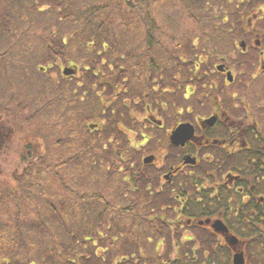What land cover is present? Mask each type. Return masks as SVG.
I'll return each instance as SVG.
<instances>
[{
	"label": "rangeland",
	"instance_id": "obj_1",
	"mask_svg": "<svg viewBox=\"0 0 264 264\" xmlns=\"http://www.w3.org/2000/svg\"><path fill=\"white\" fill-rule=\"evenodd\" d=\"M114 1L119 5L118 7L124 8L123 13L127 14L123 16L125 23L130 18L131 8L128 7L126 0ZM246 1L252 3L253 14L242 13L244 2L239 4L236 0H142V2L132 0L134 12H131L146 21L145 25L152 34L151 37L156 41L148 47L149 49L139 45L131 48L124 37L115 31L109 38L115 46L108 45L103 51H98L101 49L100 45L91 47L86 41L70 38L67 40L66 55L60 56L52 52L56 57L52 59L51 56L48 61H45L44 39L52 38L54 46L58 48L56 41L60 36L65 32L70 33L72 27L81 25L80 21H74L75 17H70L65 22L57 21L58 15L55 12L62 10L76 12L102 0L0 2V9L8 5L14 16L10 21L11 32L0 37V51L8 47L12 55L7 56L10 60H6L8 63L0 62V101L8 102L11 107L27 104L23 110L18 108V121L24 116L29 117V135L32 136V140L35 138L31 131L35 133L34 135H39L36 133L37 130L39 128L43 130L41 127L45 125L48 151L52 149L49 152L51 156L45 154L40 164L35 158H28L30 160L28 182L20 185L19 181H15L14 176L13 182L11 181L16 185L14 187L7 186V182L11 180L10 169L14 167L15 156L0 159L2 161L0 162V197L4 198L0 201V264H59L64 260L72 261L73 264H120L122 258L129 259V264H135L134 259L137 257L133 246L136 220L132 218L135 211L129 206L131 193L123 195L124 191L116 175L109 184L103 177L102 179L95 177V174L93 178L87 175L80 179L81 173L89 170L90 166L92 172H97L98 176V172L101 173L100 177L103 174L107 175L104 172L105 164L109 166V170L111 162L103 158L101 164L98 156L82 155L81 158L77 157L62 166L61 161L69 155L68 144L65 141L61 142L58 147H64L66 151L59 152L58 147L57 149L52 147L54 146L52 140L58 136L64 138L69 135L70 128L75 133L76 130L83 128L87 121L96 123L100 121L96 118L105 119L106 116L102 113L100 105H136L134 104L136 101L141 105L142 111L144 104L152 105L154 108L153 104L156 101L159 103L167 98L172 105L183 106L186 101L181 97L182 87L176 88L182 85L179 77L181 74L185 77L192 76L191 65L203 46L204 54L214 46L215 55L230 57L238 52L231 39L236 34H240V29L231 27V23L239 26L243 21L252 22V15L257 14L255 10L262 2ZM32 3L36 4V11H27ZM135 9L138 11L135 12ZM222 15L225 16L223 20L220 19ZM257 21L264 23V17ZM229 27L232 29L230 35L226 32V28ZM50 30L54 34L49 33ZM209 34H212L213 38L211 44L204 45ZM43 35L45 38L42 40L39 36ZM107 36L108 34L105 37ZM224 39L229 42L223 44ZM126 44L133 52L128 58L127 51H121L122 47L126 48ZM112 51H117V55L121 54V57L119 56L118 60L111 59ZM97 52L102 53L100 56L106 58L103 61L105 65L98 64L100 56L96 55ZM146 54L153 59L151 64L157 62L155 69L151 68ZM200 58L206 60L205 65H210L207 56L203 55ZM211 61L213 62V59ZM182 62L184 65L181 71L175 73V66ZM71 64L76 65L77 75L73 78H64L62 69ZM92 66L101 71L96 73L97 70H92ZM117 67L122 68L120 73L119 70L116 73ZM162 70L166 72L162 74ZM151 72L153 75L150 78ZM255 79L247 84L248 88L260 87L261 79ZM164 89L168 91L164 92ZM190 101L193 102L192 99ZM127 111H124L125 115ZM141 111L140 114L134 113L139 119L148 116V111L145 113ZM172 112L174 114L175 111ZM103 124L107 133L108 126L105 121ZM85 129L87 130V126L84 127ZM93 132L97 133L96 130ZM39 133L41 134L40 131ZM64 133L67 135L63 136ZM18 135L19 131L14 132L13 138L18 139ZM129 135L132 137L133 133ZM47 163L50 167L44 169ZM52 171L55 172L51 173ZM104 187H108L109 202L114 201L117 211L114 209L108 217H104L105 224L97 228L96 215L104 206L101 202L93 204V216L87 204L91 205L92 201L89 197L91 192L93 191L94 195L102 193ZM2 192L4 195H1ZM65 201L69 204L62 209L61 206ZM47 202L55 204L56 217L52 208L45 205ZM121 208L128 209L120 213ZM18 212L24 216L18 218L16 216ZM117 219L119 220L117 228H120V231H116L115 228ZM63 224H66V229ZM92 238L95 240H91ZM102 258H104L103 262ZM136 262L143 263V261Z\"/></svg>",
	"mask_w": 264,
	"mask_h": 264
},
{
	"label": "flooded vegetation",
	"instance_id": "obj_2",
	"mask_svg": "<svg viewBox=\"0 0 264 264\" xmlns=\"http://www.w3.org/2000/svg\"><path fill=\"white\" fill-rule=\"evenodd\" d=\"M236 1L244 2L242 13L253 14L251 2ZM257 1L262 2L252 22L243 21L239 26L231 23V27L240 29L241 35L231 39L237 53L230 57L215 55L214 46L204 54L203 46L196 60L192 59V76L183 80V106L172 105L170 99L164 98L156 101L154 108L144 104L142 111L149 114L139 119L134 113L140 114L142 107L136 101V105H100L105 119L87 121L75 133L70 128V134L63 135L68 137L67 158L98 156L101 164L103 158L111 162L109 170L108 165L103 167L107 175L100 177L98 172V176L90 166L86 170L88 177L95 174L109 184L116 175L123 195L131 193L129 205L136 215L135 264H232L233 256L239 252L243 254V264H253L252 220L264 218V23L257 21L264 17V0ZM231 27L226 28L228 35ZM211 35L204 45L210 46ZM224 41L223 44L229 42ZM9 55L12 56L8 47L0 51V62L8 63ZM203 55L209 66L200 58ZM68 66L76 69V65ZM76 75L77 72L63 77ZM152 75L153 72L150 78ZM255 78L261 79L260 87L248 88ZM26 105L11 107L0 101V159L16 157L7 182L10 187L16 186L11 183L14 179L20 185L28 182V158L40 164L52 150L48 151L46 144L45 125L43 130H37L39 135L31 131L35 138L32 140L29 117L18 121V108L23 110ZM180 124H186L189 136L175 143L171 135ZM18 131V139L13 138ZM61 139H53L52 147L57 149ZM60 150L66 151L64 147ZM107 188L95 195L91 190L92 202L87 208L93 216V204L97 202L112 208L101 218L117 211L114 201L109 202ZM16 216L24 215L18 212ZM216 221L222 222L226 230H216Z\"/></svg>",
	"mask_w": 264,
	"mask_h": 264
},
{
	"label": "trees",
	"instance_id": "obj_3",
	"mask_svg": "<svg viewBox=\"0 0 264 264\" xmlns=\"http://www.w3.org/2000/svg\"><path fill=\"white\" fill-rule=\"evenodd\" d=\"M6 1H9V0H0V2H3V3H5ZM14 1H16V0H14ZM126 1L128 3V7L131 8V11H133L134 5L132 4L133 3L132 0H129V1L126 0ZM140 1L142 2V0H139V2ZM4 5H7V4H4ZM35 6H36V4L32 3L27 8V11H30V12L36 11ZM118 6L119 5H117L114 0H102V2H95L94 5L93 4L91 5V7H89V8L85 7V8H82V9L76 11V12H63V10L62 11H56L55 13H57V15H58L57 21L58 20H64V22H65L66 19H70V17L71 18L75 17L74 21H80L81 25L74 26V28L72 27V30H70V33H66V32L63 33V35L60 36V39H58L56 41V45H58V48H56L54 46V40L52 38L46 39L45 35H43L42 37L39 36L40 38H42V40L45 38L44 39L45 41H43L45 43L43 45L45 47L44 48V54L46 56L45 61H48L51 56H52V59L56 57L55 55H53L52 52L59 54L60 56L64 55L65 51H66L65 49L67 47V40H69L70 38H75L78 41L79 40L80 41H86V44L90 45L91 47H93V46L97 47L100 45L101 49H99L98 51H101V50L103 51V49L108 47V45L115 46V44H113L111 39H109L113 36L112 32H115V31H118L119 34L122 37H124V40L126 41L127 44H130L131 48L133 46L139 45V47L143 46L145 49L146 48L149 49L148 47L156 41L154 40L153 37H151L152 34L149 32V29L145 25V24H147L146 21L141 19V17H139L138 14L133 15V13L130 11V13H131L130 18L127 21H125V23H124L123 16L124 15L126 16L127 14L123 13L124 8H120ZM11 11L12 10L9 9L8 5L4 6L2 9H0V31H1L0 37H1V35L6 36V35H8L9 32H11L10 21L13 20V18H14L13 12H11ZM137 11L138 10H136L135 12H137ZM223 17H225V16L224 15L220 16V19L223 20ZM150 27H152V26H150ZM48 32L54 34V32L52 30H50ZM107 34H108V36L105 37ZM85 39H87V40H85ZM108 39H109V41H108ZM127 44H126V48H124V47L121 48L122 49L121 51L126 50L128 53V56H127V58H128V57H131V55H132L131 53H133V52H132V49H130L127 46ZM139 47H138V49L140 50ZM57 50H59V51H57ZM93 53H95V52H93ZM96 55L100 56V55H102V53L97 52ZM143 55H145V53H143ZM119 56L121 57V54L117 55V51H114V52L112 51L111 59L118 60ZM93 58H96V57H93ZM146 58L148 59V62H149L152 69L157 67V65H158L157 62L156 63L154 62L151 64L153 59L150 58V56L148 57V54H146ZM104 60H106V58H104V56H100V59L98 60L99 62L98 61L97 62H98V64L105 65V63L103 62ZM181 61H183V60H181ZM183 65H184V62H182L181 64L178 63L175 66V73L178 70L181 71L180 69H182ZM96 66H98V65L96 64ZM98 67H100V66H98ZM118 68L120 69V67H117L116 73L119 70ZM91 69L97 70V67L92 66ZM99 70L101 71V69H99ZM99 70H97L96 73H98ZM43 72H45V70ZM162 72H164V70H162ZM102 74H103V72H102ZM62 75H64V74L62 73ZM64 76H66V75H64ZM179 78H181V80H182V85L181 84L178 85L176 87L177 89H178V87L179 88L184 87V81H185L186 77L181 74V77H179ZM105 85H108V84H105ZM180 91L183 94L184 89L180 88ZM176 93H177V91H176ZM173 97H174V94H173ZM181 97H182V95H181ZM11 99H13L12 96H11ZM172 101H173V99H172ZM82 108H83V106H82ZM67 138H68L67 136L62 138L61 142H63V141L66 142ZM75 158H77V157H75ZM75 158H72V157L66 158V159L62 160L60 164L62 166L67 165L68 162H70V160L71 161L75 160ZM49 167H50V164L47 163L44 166V169L49 168ZM55 167H56V165H55ZM55 171H56V169H55ZM55 171H52L51 173H54ZM84 176H87V171H84L81 173L80 179L81 178L83 179ZM60 180L62 181V179H60ZM70 192H72V190ZM64 199H67V197H64ZM68 204L69 203L65 201L64 204H62L61 208L62 209L66 208V205H68ZM45 205L52 208L53 213H55V210H54L55 209L54 207H56L55 204L47 202ZM110 206L111 205H108V206L104 205V207L101 209V211L97 213V215H96L97 228H99L103 223L105 224V222L103 221L105 216L103 218H101V217L106 212V210H110V211L112 210V208ZM129 206L132 207L131 205H129ZM127 209L128 208H126V209L121 208V209H119V212L120 213L126 212ZM259 209H260L259 212L261 213L262 208L259 207ZM129 211H130V209H129ZM56 216H57V214L55 213L54 217H56ZM258 217L259 216H257L254 220H252L253 221V225H252L253 230L252 231H253V235H254L253 241H252L253 245H254L253 246V253H252V263L253 264H264V235L262 233V232H264V218L261 220ZM132 218L136 220V216L134 213H133ZM112 221H114V220L112 219ZM116 222H117V225L115 227L116 231H120V228L119 229L117 228V227H119V220L117 219ZM61 225H62V222H61ZM65 226H66V224H63V227L66 229ZM130 226H128V229L130 228ZM256 234L258 236H256ZM91 240H95V238H92ZM69 241H71V240H69ZM103 259L104 258L101 259L102 262L104 261ZM67 262H69V264H73L72 261H67V260L59 262V264H65V263L67 264ZM128 262H129V259L122 258L120 264H126Z\"/></svg>",
	"mask_w": 264,
	"mask_h": 264
},
{
	"label": "water",
	"instance_id": "obj_4",
	"mask_svg": "<svg viewBox=\"0 0 264 264\" xmlns=\"http://www.w3.org/2000/svg\"><path fill=\"white\" fill-rule=\"evenodd\" d=\"M64 75L69 76L75 73V69L73 67H64L62 72ZM189 136V131L186 128V124H180L176 129L173 130V133L171 135V140L173 142H179V141H183L185 138H187ZM214 227L216 230H226V226L219 221L214 222ZM232 264H243L244 259H243V254L241 252L236 253L233 256L232 259Z\"/></svg>",
	"mask_w": 264,
	"mask_h": 264
}]
</instances>
